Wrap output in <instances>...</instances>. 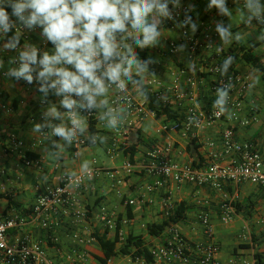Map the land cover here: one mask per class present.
Returning <instances> with one entry per match:
<instances>
[{
	"label": "crops",
	"instance_id": "0c3cea01",
	"mask_svg": "<svg viewBox=\"0 0 264 264\" xmlns=\"http://www.w3.org/2000/svg\"><path fill=\"white\" fill-rule=\"evenodd\" d=\"M197 1L188 0L192 11ZM157 2L166 3L168 9L167 0H157ZM224 8L227 9V13H223V16L211 6L192 19L196 29L193 32L190 25L191 32L199 35L203 23L212 27L217 34L216 45L223 49L226 55L234 48L235 42L257 45L255 53L264 66V0H224ZM164 17L159 15L154 7L151 17L147 19L158 29L159 35L155 39L149 56L154 65L144 71L143 81L146 83L151 77L157 76L166 85H170L173 80V71L187 69L192 76L204 79L199 92V105L207 109L213 103V98L210 103L208 101L213 79L204 72L197 74L196 67L188 61L187 43L178 31H170L163 27ZM15 20L16 17L13 16V21ZM218 26L226 30L225 37H221L220 32L217 31ZM131 27L134 28L132 23ZM139 34H142V29H139L137 35ZM124 41L127 42L130 51L137 46L136 38H125ZM171 41L179 42L181 45L177 56L169 54L168 43ZM44 43H47V46L42 47ZM111 43L115 53L119 42ZM15 47V44L5 40V35H0V69L9 73L8 77L0 78V194L3 196L0 197V217L14 214L29 215L37 196L44 187L57 186L61 183L63 173H83L93 167L96 162L104 169L119 170L123 182L116 185L109 178L102 177L91 183L93 190L80 196L74 210H86L87 217L77 219L71 215L63 218L55 230L59 243L51 244L47 249L49 257L57 264H70L64 255L75 252L84 253L86 264H102L99 259L103 257V253L94 235L106 232L98 219L103 207L122 223L121 227L127 236L130 234L145 236L149 249L165 244L169 238L168 228L161 236L148 235L150 225L161 224L166 220L165 199H169L174 206L179 203L187 206L186 218L174 226L192 244L205 242L199 217L203 213L209 215L219 247L216 257L219 264L252 263L257 251L264 253L262 223L264 221V187L251 183L240 185L226 183L222 190H215L169 181L162 187H154L152 191H149L148 187L154 186L155 179L149 177L143 169L147 153L156 147L164 146H171L170 158L181 164L191 162L196 166L206 167L212 161L211 152L218 155V162L231 163L236 157L235 153H225L222 146V135L228 126L234 127L238 142L256 145L264 158V78L259 70L248 65L241 57L233 59L232 68L251 79V89L243 99L242 111L239 114L240 122L232 123L230 112L227 110L223 121L199 132L193 143L183 138L180 131L161 132L163 126L170 127L173 122H167L164 117L157 118L155 114L149 113L139 125L138 130L130 135L128 142H120L117 155L110 157L107 150L114 137V127L108 112L111 93L105 90L99 92L95 101L98 113L95 129L98 132L99 143L96 146L90 144L83 147L75 146L70 142L60 97L50 86L57 77L53 75L46 81L39 77V72L43 70V65L39 62L44 54L48 53L50 56L56 54V50L52 48L50 40L44 34L43 25H40L39 30L32 34L30 40L20 46L19 52L15 50ZM33 49L36 50L37 62L30 72L33 79L30 84H26L24 76L17 77L14 74V66L18 59L25 61L22 59L23 53L30 54ZM56 67H65L76 72L73 65L65 66L61 63ZM135 73L136 62L132 61L127 65L123 77L125 82L129 84ZM182 86L186 87L185 81H182ZM42 87H46V91H41ZM244 121H249V124L242 125ZM53 125L63 128L65 134L54 135L50 130ZM45 129L47 133L42 135L41 132ZM82 130L84 137L88 139L89 124L84 119ZM12 135L17 136L24 143L23 151L27 158L33 163L37 161L39 165L24 164L19 153L10 146ZM210 143H214L213 148L209 145ZM133 144L137 146V154L132 162L134 172L131 176H125L122 168L128 158L122 149ZM97 150L106 152L113 166H110L107 161L100 160L95 154ZM131 200L135 201L134 205L128 204ZM225 201H232L235 209V216L228 224H224L220 218V207ZM26 232L32 234L35 239L46 240V231L36 226L12 231L9 238L13 240ZM253 236L256 239L255 243ZM107 237L113 239L114 235L108 232ZM108 264L153 263L133 261L130 257L118 255Z\"/></svg>",
	"mask_w": 264,
	"mask_h": 264
},
{
	"label": "built area",
	"instance_id": "2783aa9c",
	"mask_svg": "<svg viewBox=\"0 0 264 264\" xmlns=\"http://www.w3.org/2000/svg\"><path fill=\"white\" fill-rule=\"evenodd\" d=\"M167 2L170 15L164 17L163 27L180 33L182 39L187 43L188 61L196 67L197 74L204 72L212 77L210 93L213 103L207 109L200 107L199 92L204 84V79L192 76L187 69L173 71V80L170 85H166L157 76L151 77L145 85L162 107L170 108L182 115L170 127L163 126L161 132L180 131L183 138L193 142L197 139L199 132L210 129L225 119L226 113H221L218 108L214 107L215 101L219 99L218 89L228 91L225 106L230 112L231 122H240L239 114L242 111L243 99L251 89V79L234 68H227L225 71V52L217 47V34L212 27L203 23L199 35L191 32V24H185L186 17H191L192 13L188 0H178V3L174 0H167ZM12 23L14 31L23 38L25 43L30 40L32 34L39 30L41 25L36 23L29 27L17 17ZM131 23V19L124 21V29L112 33L111 42H119L115 53L105 59L102 52L98 51L94 57V60L99 61V67L95 69L94 74L101 80L104 90L111 93L108 112L114 127V137L107 150L110 157L117 155L120 142L127 143L130 135L138 130L147 114L153 113L149 110L147 101L139 95L138 90H136L138 94L135 93L136 91L123 78L127 65L133 60L132 51L124 39H133L137 36L136 29L131 27ZM5 33L4 26L0 24V35H5ZM94 43H98V37L94 38ZM20 46L16 45L17 52L20 51ZM45 46L47 43L42 44V47ZM52 48L56 50L55 43ZM180 50L179 42L168 43L170 55L177 56ZM25 62L16 60L14 73L19 71ZM35 64L29 63L30 72ZM64 65L69 66L68 64ZM117 65L120 66L119 78L112 80L106 73ZM8 75L7 71L0 69V78L8 77ZM182 81L186 82V87L182 86ZM25 82L26 84L31 83L27 79ZM84 82L90 84L89 93L59 92V85L53 88L60 97V105L64 108L63 114L67 120L70 142L80 147L86 146L90 139V135L88 139L84 137L82 120H86L89 125L91 121L95 123L98 120L95 108V101L99 93L96 91L97 86L91 84L87 78H84ZM229 84L231 88H228ZM121 85L123 86L121 87ZM89 95L92 97L91 102L88 99ZM65 98L75 102L71 108L64 106ZM248 124L249 121L242 122V125ZM57 128L53 125L50 129L54 135L58 134ZM46 133L47 129L41 132L42 135ZM98 143L99 137L95 136L90 145L96 146ZM209 145L213 148L214 143ZM10 146L19 153L25 165H39L37 161L33 163L27 158L23 151L24 143L17 136L10 137ZM222 146L225 153L233 152L236 157L231 163L223 164L217 161L218 155L211 152L212 161L206 167H198L191 162L182 164L175 162L169 156L171 146L156 147L149 151L143 164L146 174L155 179L154 186L148 187L149 191H152L154 187L160 188L169 181L176 184L209 187L215 190H222L226 183L235 185L251 183L264 187V158L256 145L249 142H238L234 127L228 126L222 135ZM122 172L125 176H131L134 172V164L129 160L125 161ZM102 177L109 178L116 185L123 182L119 170L104 169L95 162L93 167L83 173H63L61 183L57 186L44 187L37 196L29 215L14 214L0 217V264H57L47 252L51 244L59 243V238L55 234L56 228L65 217L71 215L77 219L87 217L86 210H74V208L78 204L80 196L93 190L91 183ZM128 204L134 205L135 201L131 200ZM164 204L165 218H169L175 206L169 199H165ZM220 211V218L224 224L230 223L235 216L232 201H225L221 205ZM98 219L106 231L113 233L114 237L118 235L119 245L126 241L127 235L121 227L122 223L107 208H102ZM199 221L206 239L203 244L190 243L172 225L167 229L169 238L166 243L150 249L153 264H219L216 258L219 247L209 215L203 213L200 215ZM262 223L264 232V221ZM28 226H36L46 231V240L35 239L32 234L27 232L10 240L9 236L12 231L23 230ZM64 256L70 264H86L83 252L67 253ZM138 262L140 261L138 260ZM245 264H255V259L252 260V263L245 262Z\"/></svg>",
	"mask_w": 264,
	"mask_h": 264
},
{
	"label": "clouds",
	"instance_id": "9594fccd",
	"mask_svg": "<svg viewBox=\"0 0 264 264\" xmlns=\"http://www.w3.org/2000/svg\"><path fill=\"white\" fill-rule=\"evenodd\" d=\"M5 2L12 9L11 16L17 17L29 27L36 23L43 25L44 34L57 46L55 55L45 53L40 60L43 70L39 72V77L46 81L55 75L57 79L52 82L51 87L59 85V92L77 94L90 91V84L85 83L84 78L97 86L96 91H104L101 80L94 74L99 67V61L94 60V57L98 51L102 52L105 59L112 55V33L123 30L124 21L131 19L134 28L142 29L143 39L138 40V43L145 47L151 46L159 35L154 26L146 25L148 14L155 7L159 15H170L166 3H158L157 0H0V24L5 31L10 27V14L6 11ZM174 2L178 3V0ZM212 5L227 13L224 0H211L209 7ZM185 24H191L193 32L195 31L196 25L191 23L190 16L186 17ZM217 31L221 37L226 36V30L222 27L218 26ZM96 37L98 43H94ZM22 59L26 62L14 74L17 77L24 76L31 82L33 78L29 63H36V50L33 49L30 54L23 53ZM231 62V58L225 62V71ZM61 63L73 65L76 72L56 67ZM119 72L120 66L117 65L110 68L106 75L117 80ZM228 88H231L230 84ZM41 91H46V87H42ZM217 91L219 99L215 101L214 107L224 113L227 111L225 105L228 91ZM88 99L91 102L92 97L89 95ZM63 103L65 107L71 108L75 102L65 98ZM56 132L65 134L63 128H57Z\"/></svg>",
	"mask_w": 264,
	"mask_h": 264
},
{
	"label": "trees",
	"instance_id": "16d2710c",
	"mask_svg": "<svg viewBox=\"0 0 264 264\" xmlns=\"http://www.w3.org/2000/svg\"><path fill=\"white\" fill-rule=\"evenodd\" d=\"M211 0H198L195 6V9L191 13V19L196 18L198 15H201L205 9L209 7ZM6 11L10 14V27L5 33V40L13 43L15 45H22L24 42L23 38L19 36L13 28V16H11L12 9L9 7L6 2L4 4ZM212 7L219 13V15L223 16L224 12H221L220 8L216 5H212ZM151 17V13L148 14L146 20ZM146 25L152 26L148 20L146 21ZM158 32V29L155 28ZM18 37V38H17ZM143 39V33L136 36L137 46L132 50V57L134 62H136V73L132 76L129 84L132 88H137L138 93L141 97H143L147 103L148 108L151 112L155 114L157 118L164 117L167 122H175L178 118L182 117V115L176 113L170 108L162 107L161 104L157 101L152 93H150L148 87L145 85L142 75L144 71L152 67L154 63L150 60L149 56L151 51L153 50L154 43L151 46L141 47L138 43V40ZM156 39V38H155ZM50 45L53 46L54 43L50 41ZM257 45H245L239 42L234 43V48L230 50L229 53H225V57H231V63L228 65V68H232L233 59L241 57L248 65L259 70L261 74H263L264 78V66L261 62V59L255 53ZM226 60V61H227ZM225 61V62H226ZM212 95L208 96V101H212ZM58 125V123H57ZM59 126V125H58ZM98 132L95 129L94 121L90 122L89 125V135L90 139L88 144L92 142V139L97 136ZM59 136V135H58ZM194 143V142H193ZM124 155L128 158L129 161L133 162L134 157L137 154V146L136 144L131 145L126 148L123 147ZM200 167V165H198ZM0 197H3L0 194ZM130 210V209H129ZM187 206L184 203H179L175 205V209L172 215L161 224H153L148 227V235L150 236H161L167 228L172 225L180 223L182 220L186 218ZM24 216L23 214H20ZM120 228V225L118 226ZM108 231L103 234L96 233L94 236L101 247L103 257L99 260L102 264H108V262L118 256L121 255L123 257H130L133 261H144L146 263H153V257L150 252V249L146 245L145 236L143 235H128L126 241L119 246L118 235L113 239H109L107 237ZM253 242H256L255 237L253 236ZM255 264H264V253L261 251H257L254 255Z\"/></svg>",
	"mask_w": 264,
	"mask_h": 264
},
{
	"label": "rangeland",
	"instance_id": "374dc122",
	"mask_svg": "<svg viewBox=\"0 0 264 264\" xmlns=\"http://www.w3.org/2000/svg\"><path fill=\"white\" fill-rule=\"evenodd\" d=\"M208 8H209V7H208ZM208 8H207V9H208ZM207 9H205V11H206ZM205 11H204V12H205ZM229 24L232 25V23H230V22H229ZM135 29H136V32H137V34H138L139 29H137V28H135ZM94 151H95V150H94ZM94 151H92V153H93ZM95 154L97 155V157H98L100 160L107 161V162H109L108 164H109L110 166H113V164L111 163V160H110L109 157L106 155V152H104V151H102V150H97Z\"/></svg>",
	"mask_w": 264,
	"mask_h": 264
}]
</instances>
